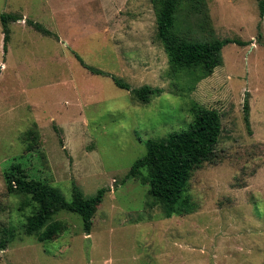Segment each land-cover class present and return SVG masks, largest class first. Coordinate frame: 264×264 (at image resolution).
Segmentation results:
<instances>
[{"label":"rangeland","instance_id":"1","mask_svg":"<svg viewBox=\"0 0 264 264\" xmlns=\"http://www.w3.org/2000/svg\"><path fill=\"white\" fill-rule=\"evenodd\" d=\"M206 2L204 14L184 12L190 36L246 44H227L189 89L168 74L153 0H0V240L13 233L0 264H264V17L257 0ZM8 13L19 19L5 51ZM114 77L161 93L144 103ZM193 102L220 112L222 134L189 180L194 212L167 217L149 183L126 176L148 140L188 129ZM17 156L69 201L74 185L86 198L106 189L90 234L68 210L54 215L66 229L53 239L26 233L31 208L5 179Z\"/></svg>","mask_w":264,"mask_h":264},{"label":"trees","instance_id":"2","mask_svg":"<svg viewBox=\"0 0 264 264\" xmlns=\"http://www.w3.org/2000/svg\"><path fill=\"white\" fill-rule=\"evenodd\" d=\"M207 0H153L157 18V37L168 56V74L173 79H183L188 88L211 75L216 67L223 64V48L229 43L245 45L246 42L234 37L208 40L195 39L190 36L189 20L184 12L204 14ZM259 13L264 17V0H257ZM189 18V17H188ZM15 14L1 16L4 32V50L8 49L11 30L9 23L18 20ZM183 21L186 24H183ZM37 30L52 34L38 22L29 21ZM79 57V56H78ZM80 61H84L79 57ZM93 73L106 74L102 70L87 66ZM117 86L129 89L138 100L148 103L151 97L161 93L158 87L144 85L132 89L130 84L114 77ZM245 120L250 123V105L245 101ZM191 121L188 129L171 131L166 136L150 139L145 155L138 158L126 178L144 179L150 185L151 195L156 203L161 204L167 217L173 214L192 213L195 206L187 194V186L192 173L205 162H212L222 134V117L215 108H209L197 102L190 107ZM17 156L5 170L7 188L10 192L23 195L21 208L30 207L25 224L27 234L38 235L40 241H48L66 229L62 220H53L60 210L79 213L83 218L84 231L90 234L94 214L104 198L105 188L94 196L84 197L77 185L73 186L72 200L56 186L37 178H30L22 161ZM146 171V173L144 172ZM125 178V179H126ZM5 230L0 240L1 249H5L13 233Z\"/></svg>","mask_w":264,"mask_h":264}]
</instances>
